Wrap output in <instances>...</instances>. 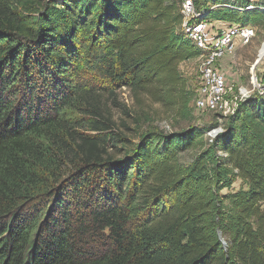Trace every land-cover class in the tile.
I'll use <instances>...</instances> for the list:
<instances>
[{
	"label": "trees",
	"instance_id": "obj_1",
	"mask_svg": "<svg viewBox=\"0 0 264 264\" xmlns=\"http://www.w3.org/2000/svg\"><path fill=\"white\" fill-rule=\"evenodd\" d=\"M197 1L194 21L264 17ZM182 22L180 0H0V264H264V92L207 138L133 142L103 114L126 87L190 117Z\"/></svg>",
	"mask_w": 264,
	"mask_h": 264
},
{
	"label": "rangeland",
	"instance_id": "obj_2",
	"mask_svg": "<svg viewBox=\"0 0 264 264\" xmlns=\"http://www.w3.org/2000/svg\"><path fill=\"white\" fill-rule=\"evenodd\" d=\"M259 1L261 0H250L248 5L251 4L255 8L256 2ZM213 8H216V5ZM260 19L256 24H250L255 30V36L247 44H235L230 52L214 63V66L219 68L224 74L227 85L230 88L226 99L230 102L232 111L222 113L198 109L195 107L193 99L189 104L191 109L190 117L188 119H180L176 116L174 106L172 108L163 106L160 102L150 100L146 94H134L126 87H122L116 90L115 103L111 100L107 101L104 107L105 113L103 114H108L110 120L115 124L117 132L123 133L125 137L133 142L138 140L140 133L148 129L155 128L170 133L174 130L190 127L189 124L200 127L213 124L210 127L211 130L209 129L213 137L223 129L226 117L235 111V108L242 100L255 93L261 94L264 92V57L260 58L258 56L259 49L264 42V17H260ZM199 65L200 60L198 57L182 61L178 65L180 75L186 79L188 88L195 93H197L200 86ZM252 76L254 83L251 80ZM196 97L197 95H195V99ZM136 119H138V122H135ZM126 126L128 129H125ZM76 130L89 136H98L97 132L85 130V128H80L79 126L76 127ZM207 137L210 136L206 132L205 138ZM194 154L195 151L189 150L182 153L180 158L183 162L188 163ZM43 169L44 167L38 171L40 178L43 177L48 180L49 175ZM60 173L63 174L64 171L61 170ZM241 186H243L241 181L236 178L230 189H224L222 192L236 191ZM43 192H47L46 187Z\"/></svg>",
	"mask_w": 264,
	"mask_h": 264
},
{
	"label": "built area",
	"instance_id": "obj_3",
	"mask_svg": "<svg viewBox=\"0 0 264 264\" xmlns=\"http://www.w3.org/2000/svg\"><path fill=\"white\" fill-rule=\"evenodd\" d=\"M253 8L247 3L240 10ZM180 12L183 15L182 29L185 35L200 51L197 56L200 60V86L194 99L195 107L222 113L232 111L226 99L230 88L224 74L214 63L230 52L235 44H247L255 36L253 26L216 19L194 21L198 14L195 0H180ZM251 80L254 83L253 76ZM210 130L207 134L212 137Z\"/></svg>",
	"mask_w": 264,
	"mask_h": 264
},
{
	"label": "bare ground",
	"instance_id": "obj_4",
	"mask_svg": "<svg viewBox=\"0 0 264 264\" xmlns=\"http://www.w3.org/2000/svg\"><path fill=\"white\" fill-rule=\"evenodd\" d=\"M258 56L261 58V57H264V42L262 43L260 49H259V54Z\"/></svg>",
	"mask_w": 264,
	"mask_h": 264
}]
</instances>
